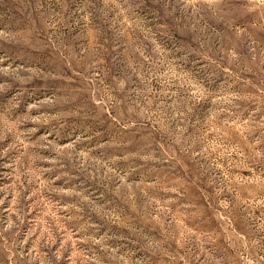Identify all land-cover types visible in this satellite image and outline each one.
<instances>
[{
  "label": "rangeland",
  "instance_id": "obj_1",
  "mask_svg": "<svg viewBox=\"0 0 264 264\" xmlns=\"http://www.w3.org/2000/svg\"><path fill=\"white\" fill-rule=\"evenodd\" d=\"M0 264H264V0H0Z\"/></svg>",
  "mask_w": 264,
  "mask_h": 264
}]
</instances>
